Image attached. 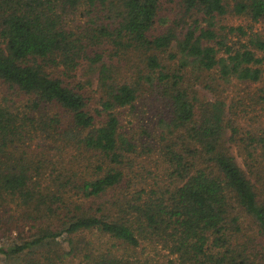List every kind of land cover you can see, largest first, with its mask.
Segmentation results:
<instances>
[{
	"label": "trees",
	"instance_id": "trees-1",
	"mask_svg": "<svg viewBox=\"0 0 264 264\" xmlns=\"http://www.w3.org/2000/svg\"><path fill=\"white\" fill-rule=\"evenodd\" d=\"M228 14L264 0H0V264H264V86L218 94L264 37Z\"/></svg>",
	"mask_w": 264,
	"mask_h": 264
},
{
	"label": "rangeland",
	"instance_id": "rangeland-1",
	"mask_svg": "<svg viewBox=\"0 0 264 264\" xmlns=\"http://www.w3.org/2000/svg\"><path fill=\"white\" fill-rule=\"evenodd\" d=\"M219 19H220L222 24L227 25V26L244 25V26L252 27V29L255 32L262 34V36L264 37V22H262V21L261 22H254V21H251L248 16H239V15H235V14H228V15H225V16L219 18ZM81 79L85 80V77H82ZM261 86H264V80L261 81L260 84L239 83L238 81H233L229 84H224L223 86H221V89L218 92V94L225 97L229 102L233 101V103H235L238 98L244 97L245 103H247V102L253 101L251 99V92H252V94L255 92L258 93L259 87H261ZM197 89L200 90V86H198ZM0 92H3V91L0 90ZM155 92L156 91H149V93H144V92L142 93V97L147 99L148 103L146 105H144L143 102H139L137 104V107H135L133 110H132V108L123 109L122 115H121V117H122L121 120L123 121V124L125 126H127V128L135 127V124H137V119H139V118H137L138 113H140L143 116V118L148 117L149 111H150L149 110V104H150V102L152 103L154 101L155 95L157 94V92L156 93ZM248 94H250V95H248ZM204 95L207 96V93ZM94 98H96V97H94ZM250 109H252V108H250ZM248 111H249V113L245 117L246 118L245 122L248 121L251 124L253 121H256L258 119L257 118L258 112L255 110H249V107H248ZM141 123H142V121L140 122V124ZM235 155H236L239 163L241 165H244L243 156H240L239 152L237 151V148H235ZM138 161L139 162L142 161V164L146 163V165L148 163H151L150 160L147 162H143V156H140L138 158ZM14 237H15V234H14ZM86 237H87V239H91V237H95V236H91L90 234H88V235H86ZM6 243H8V240H6ZM157 247L160 248V246H157ZM159 248L151 249L149 247L145 250L140 248V251H143V253H141V255H143V256L149 255V256H152L154 258L161 257L163 259H167V256H168L167 250H164V249L158 250Z\"/></svg>",
	"mask_w": 264,
	"mask_h": 264
}]
</instances>
